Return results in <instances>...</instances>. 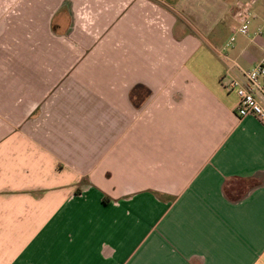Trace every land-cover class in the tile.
<instances>
[{
    "label": "crops",
    "instance_id": "obj_1",
    "mask_svg": "<svg viewBox=\"0 0 264 264\" xmlns=\"http://www.w3.org/2000/svg\"><path fill=\"white\" fill-rule=\"evenodd\" d=\"M235 1L0 0V264H264Z\"/></svg>",
    "mask_w": 264,
    "mask_h": 264
},
{
    "label": "built area",
    "instance_id": "obj_2",
    "mask_svg": "<svg viewBox=\"0 0 264 264\" xmlns=\"http://www.w3.org/2000/svg\"><path fill=\"white\" fill-rule=\"evenodd\" d=\"M256 1H235L234 24L225 46L231 44L236 35H241L251 41L256 36H261L264 24L257 25L254 30L251 29L255 16L252 7ZM217 52L222 58L229 61L220 77V83L226 91L233 92L236 96L234 107L236 117L251 116L264 122V48L261 57L249 67L242 66L220 50Z\"/></svg>",
    "mask_w": 264,
    "mask_h": 264
},
{
    "label": "rangeland",
    "instance_id": "obj_3",
    "mask_svg": "<svg viewBox=\"0 0 264 264\" xmlns=\"http://www.w3.org/2000/svg\"><path fill=\"white\" fill-rule=\"evenodd\" d=\"M259 4H262L261 2ZM264 5V1H263ZM69 7V5H67ZM254 7V6H253ZM252 7V8H253ZM226 34H230V30L226 29ZM247 39H245L241 35H236L235 39L232 43H235V49L231 51L232 56H236L238 52V47L243 46L246 43ZM236 61L240 63L243 66H249L250 64L248 63L247 59H245L243 56H238Z\"/></svg>",
    "mask_w": 264,
    "mask_h": 264
}]
</instances>
